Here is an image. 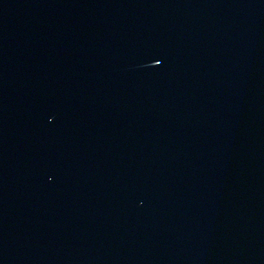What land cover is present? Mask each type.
<instances>
[{
	"label": "water",
	"instance_id": "water-1",
	"mask_svg": "<svg viewBox=\"0 0 264 264\" xmlns=\"http://www.w3.org/2000/svg\"><path fill=\"white\" fill-rule=\"evenodd\" d=\"M0 264H264V0H0Z\"/></svg>",
	"mask_w": 264,
	"mask_h": 264
}]
</instances>
